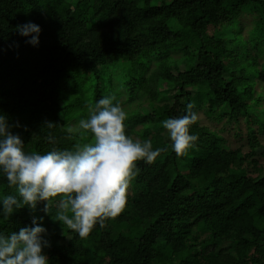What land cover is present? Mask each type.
Listing matches in <instances>:
<instances>
[{
    "label": "trees",
    "instance_id": "trees-1",
    "mask_svg": "<svg viewBox=\"0 0 264 264\" xmlns=\"http://www.w3.org/2000/svg\"><path fill=\"white\" fill-rule=\"evenodd\" d=\"M28 21L38 46L16 31ZM109 95L127 135L166 149L137 162L123 211L81 238L40 203L0 231L43 216L50 264H264V0H0V114L25 151L91 142L79 121ZM188 103L253 144L232 147L199 118L178 156L161 121Z\"/></svg>",
    "mask_w": 264,
    "mask_h": 264
},
{
    "label": "clouds",
    "instance_id": "clouds-1",
    "mask_svg": "<svg viewBox=\"0 0 264 264\" xmlns=\"http://www.w3.org/2000/svg\"><path fill=\"white\" fill-rule=\"evenodd\" d=\"M16 31L28 38L27 44L39 45L41 28L28 21ZM200 116L188 103L186 114L166 118L162 127L170 138L171 150L184 155L195 146L198 135L191 127ZM128 112L114 95L104 96L90 106L79 128L90 134V141L75 150H50L41 154L25 151V143L4 114H0V176L15 194L0 195V223L18 210L37 209L51 215L63 231L66 227L86 238L96 225L118 216L126 205V192L139 172L137 162L153 163L166 149L153 147L150 139H134L125 132ZM19 126V125H17ZM51 127L52 123H48ZM56 205L55 213L50 212ZM44 217L33 216L31 226L6 234L0 231V264H50L44 249L49 248Z\"/></svg>",
    "mask_w": 264,
    "mask_h": 264
},
{
    "label": "rangeland",
    "instance_id": "rangeland-1",
    "mask_svg": "<svg viewBox=\"0 0 264 264\" xmlns=\"http://www.w3.org/2000/svg\"><path fill=\"white\" fill-rule=\"evenodd\" d=\"M127 93L129 94V91H127ZM199 116L203 125H209L213 129H221L222 127H225L226 130L223 132V136L226 140H228L229 144L232 147H239L242 145L246 149L251 147V145L253 144V140L247 137L245 134L243 139L237 137L236 125L232 124L226 126L224 122H214L209 119L203 112H200ZM256 135L258 140L262 144H264V133L257 132Z\"/></svg>",
    "mask_w": 264,
    "mask_h": 264
}]
</instances>
